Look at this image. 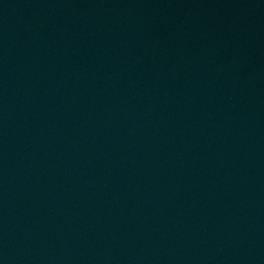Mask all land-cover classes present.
<instances>
[{
  "label": "water",
  "instance_id": "water-1",
  "mask_svg": "<svg viewBox=\"0 0 264 264\" xmlns=\"http://www.w3.org/2000/svg\"><path fill=\"white\" fill-rule=\"evenodd\" d=\"M0 264H264V0H0Z\"/></svg>",
  "mask_w": 264,
  "mask_h": 264
}]
</instances>
